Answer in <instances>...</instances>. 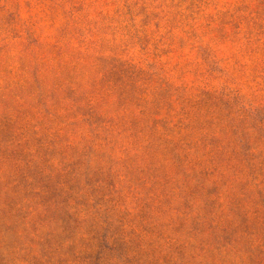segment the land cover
I'll use <instances>...</instances> for the list:
<instances>
[{"label": "rangeland", "instance_id": "1", "mask_svg": "<svg viewBox=\"0 0 264 264\" xmlns=\"http://www.w3.org/2000/svg\"><path fill=\"white\" fill-rule=\"evenodd\" d=\"M0 264H264V0H0Z\"/></svg>", "mask_w": 264, "mask_h": 264}]
</instances>
